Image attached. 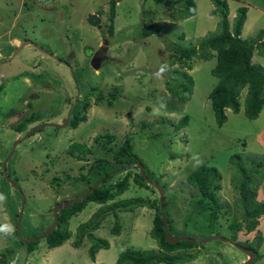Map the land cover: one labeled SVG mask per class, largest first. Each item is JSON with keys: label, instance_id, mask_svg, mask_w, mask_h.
I'll list each match as a JSON object with an SVG mask.
<instances>
[{"label": "rangeland", "instance_id": "rangeland-1", "mask_svg": "<svg viewBox=\"0 0 264 264\" xmlns=\"http://www.w3.org/2000/svg\"><path fill=\"white\" fill-rule=\"evenodd\" d=\"M109 1L0 0V250L5 247L13 250L9 257L12 259L16 255V264L52 261L53 264H90L92 259L88 255L87 240L78 248H70L73 236L50 254L52 249L41 239L34 246L36 253L33 254L32 251L27 253V246L13 232L22 194L25 200L21 235L29 237L38 236L40 229L52 223L51 209L56 202L79 197L85 192V184H76L73 178L59 186L50 183L53 176L79 174L82 161L67 152L72 142H85L97 155H104L112 161L111 151L101 150L99 143L94 142L93 138L98 134H113L115 138L111 145L116 150L128 141L147 172L165 185L164 208L177 220L172 223V233L179 235L173 236L205 238L218 233L231 238L233 231L228 223L234 217L241 221L243 212L237 204L240 202L237 186L241 175L234 162L243 166L248 174L257 176L252 191L256 200H263L264 108L255 119L247 118L242 107L238 113L228 109L226 122L221 126L215 123L208 99L217 82L211 73L215 58L192 60L188 73L194 79V87L189 100L172 99L166 88L167 80L182 79L173 71L179 64H170V50L166 45L177 41L181 34L184 38L179 41L188 45L215 32L219 18L212 14L214 6L211 1L194 0L196 13L179 19L173 10L179 0H116L112 36L106 32ZM227 4L230 24L238 7L249 8L241 29L242 38L252 39L264 27V0H227ZM91 13L99 16L100 27L87 22ZM144 24H154L161 31L142 38L140 31ZM24 40H32L34 44L26 45L10 59ZM99 48L103 49L107 59L94 68L90 64L91 50ZM252 61L264 66L262 56L254 54ZM92 86L100 88L105 96L117 88L118 96L111 105L107 98L96 104L98 94L87 91ZM86 100L91 103L85 112L87 118L76 128L69 122L60 129L46 127L16 145L6 170L21 192L17 189L11 191L2 171V162L11 151L14 140L26 132L17 133L15 125L31 116L32 121L26 125L29 128L42 123L49 114L55 117V121L63 122L72 103L77 102L79 107ZM185 115L188 116L187 125L176 129L174 124ZM84 156L85 161L88 160L82 169L85 173L93 157L88 153ZM202 164L216 167L222 175L218 198L223 207L219 221L214 224L208 220L209 212L193 214L196 209L191 199L198 192L186 181L187 174ZM103 168L113 172L114 165L104 164ZM127 170L139 172L137 166H131L114 172L109 181L119 180ZM150 188L155 193L131 184L118 198L156 196L157 190L153 186ZM99 206L96 202H89L70 218L69 229L74 233L77 225L88 220ZM223 211L227 213L222 215ZM119 216V234L110 231L114 221L112 215H108L94 231L96 236L107 239L110 247L96 254L105 257V263L97 261L93 264H114L117 255L126 248H157L150 234L151 210L138 207L133 212H121ZM4 226L10 231L3 230ZM256 238L260 239L259 250L253 243L257 242ZM236 242L261 254L249 264H264V214L252 232L238 231ZM197 249V258L181 264H242L247 259L246 254L233 244L219 239L200 243L193 250ZM38 253L47 261L36 260Z\"/></svg>", "mask_w": 264, "mask_h": 264}, {"label": "trees", "instance_id": "trees-1", "mask_svg": "<svg viewBox=\"0 0 264 264\" xmlns=\"http://www.w3.org/2000/svg\"><path fill=\"white\" fill-rule=\"evenodd\" d=\"M210 1L214 6L212 14L217 15L219 18L217 30L203 35L195 42L189 43L188 45L182 44L179 41V39L184 38V35L181 34L177 37V41L169 42L166 45L167 50H170L168 55L170 64H179L173 71L176 76L182 77V79L175 77L172 79V82L166 81L165 84L170 95L169 97L180 102L189 100L194 87V79L191 74L188 73V69L192 67V60H210L215 58L216 62L211 69V73L217 78V82L208 94L215 123L221 126L227 120L226 111L228 109L234 113H238L241 107L247 118L255 119L264 108V66L253 62L252 57L254 54L264 57V27L257 31L254 38L244 39L240 34L247 17L248 8L246 6L238 7L233 23L230 24L228 20L227 0ZM179 2V5H175L176 9H173L176 11L179 19L188 18L196 13V4L194 0H179ZM116 4V0L109 1V23L106 30L109 36L113 35ZM160 31L161 29L154 24H144L140 31V37H147L151 34L159 33ZM1 89L2 85L0 86V91ZM87 91L89 94H98L95 99L96 104H99L107 98V103L111 105L118 96L117 88L110 90L106 96L100 88L95 86L90 87ZM242 92H244L243 95ZM90 104L91 103L86 100L83 101L79 107L75 105L69 117V125L71 127L76 128L80 122L86 120L87 116L85 112ZM74 109L76 110L75 113H73ZM30 118L31 116L22 119L15 125L14 130L17 133H21L24 130L26 131L28 129L26 127L27 123L30 120L32 121ZM187 122L188 116L185 115L174 124V127L176 129H181L187 125ZM15 137H18V135ZM114 138L113 134L109 132L98 134L93 138L94 142L97 144L99 143L102 147L101 150L106 149V151H111L112 161L107 157L105 158L104 155H97L93 147L85 142L74 141L69 145L67 149L68 155L82 161L79 167V174L70 176L68 173H64L63 176H53L50 183L59 186L61 183L73 178L76 184H85V188H87L95 184L99 179H102V181L83 201L72 204L58 212V224L56 228L43 239L45 240L46 246L49 249L59 247L74 236L71 245L73 247H79L87 240L89 242L88 255L94 260L96 253L100 249H108L110 246L107 239L96 236L94 232L101 226L102 221L108 215H112L114 221L110 231L112 234L117 235L121 231L120 212L134 211L138 207H147L151 210L153 215L150 234L156 241L157 248H126L117 255L115 264H181L197 258L199 249L195 251L193 249H196V246L200 244V242L193 243L189 240H180L175 243H169L166 240L162 226L163 221L159 196H157L158 192L154 197L136 196L126 199L118 198L131 184L138 188L145 189H151L150 186L152 185L148 184L140 171L131 172L130 170H127L119 180L114 182L109 181V177H111L113 173L110 172L111 169H104V164L114 165L115 170L117 167H121L129 161L139 160V157L134 154L128 145V141L119 146V149L116 150L114 145H111ZM75 152L77 153L75 154ZM87 153L91 154L93 161H90L84 173L82 169L87 165L86 162H88V160L85 161L84 155ZM99 153L101 152L99 151ZM139 161L143 164L141 160ZM234 165L241 175L240 184L237 186L240 194V202H237V204L243 211L240 214L241 221H238L237 218L234 217L231 222L228 223L229 229L233 231L231 232L230 239L236 241L238 231L244 230L246 232H252L256 229L259 224V217L264 214V197L262 201H258L255 198V192L252 191V183L257 176L248 174L245 168L238 162H234ZM145 174L153 178L146 169ZM221 179L222 175L220 171L216 167L206 164L198 166L186 176L187 183L198 192V195L191 199L196 209L193 214L200 215L202 211L209 212L208 220L210 224L219 221L218 219L221 216L219 212L223 205L219 203L218 198V190L222 187L220 182ZM159 184L163 187L165 194V185ZM89 202H96L100 206L92 213L88 220L78 224L73 233L69 229L70 218L82 211ZM164 213L167 219L168 231L172 233V223L177 220L173 219L165 208ZM226 213V211H223L222 215ZM42 230L43 229H40L41 232ZM4 233H6V231H4ZM13 233H16V229ZM172 235L179 234L172 233ZM256 239L257 242H255V240L253 243L257 245V250H259L260 239ZM38 242L39 241L24 243L27 246V253L33 251L34 246L37 245ZM239 243L240 242H238V244ZM244 247L249 251L252 250L248 248V245ZM191 250L194 252H191ZM252 251L255 257L254 259H258L261 254L258 251ZM12 253H14V251L6 247L0 250V264H16L17 258L14 256L10 259L9 257Z\"/></svg>", "mask_w": 264, "mask_h": 264}, {"label": "water", "instance_id": "water-1", "mask_svg": "<svg viewBox=\"0 0 264 264\" xmlns=\"http://www.w3.org/2000/svg\"><path fill=\"white\" fill-rule=\"evenodd\" d=\"M87 22L91 25V26H98L100 24V18L97 14L91 13L89 14L88 18H87ZM107 43V41H105ZM30 44H34L31 40H24L23 42H21V44L18 46L17 50H15V52L11 55L10 58H13L23 47H25L26 45H30ZM56 59H58L57 56H53ZM91 66H93L94 68H97L100 64V60L99 58H97L96 55H94L91 58V62H90ZM70 113H71V109L68 110V112L66 113L65 119L63 120V122L61 124H55V127H59V128H63L65 126L68 125L69 122V117H70ZM47 124H36L34 126H32L28 131L25 132L24 136L17 138L16 140H14L13 144H12V149L11 151L8 153V155L4 158L3 162H2V171L4 174V177L6 178V180L9 182L10 186H11V191H13L14 189H17L21 192L20 187L17 185V183L15 181H13L12 179L9 178L8 174H7V170H6V164L7 161L10 159V157L12 156V154L14 153L15 147L16 145L21 141L24 140L26 138H28L30 136V134L35 131L36 129L45 127ZM131 166H137L139 168V171L141 173V175L145 178V180L148 182V184L152 185L153 187H155V189L158 192V196H159V204H160V209H161V214H162V221H163V230H164V234L166 237V240L169 243H175L178 242L180 240H189L190 242H200V243H205L208 242L210 240H214V239H219L222 241H227L230 242L231 244H233L235 247H237L239 250H241L242 252H244L246 254V256H248V258L242 263V264H249L254 260V254L249 251L247 248H245L244 246L238 244L236 241L231 240L230 238H226L218 233H214L210 236H207L205 238H201L195 235H182V236H173L170 234V232L168 231V227H167V219H166V215L164 213V189L163 187L158 183L157 180H155L154 178H151L149 176H147L145 174V169L143 164L139 161V160H135V161H131L128 164H124L123 166L119 167L117 170H114L112 173L119 171V170H125L127 168H130ZM102 181V179H99L95 184H93L92 186H88L85 190V192L76 198H71L68 200H60L58 202H56L52 208V218L53 221L52 223L45 229L42 230V232L38 235V236H29V237H23L21 235V218H22V213H23V205H24V200H25V196L22 194V203H21V208L18 212V217H17V222H16V233L17 236L19 238V240H21L23 243H27V242H36L39 241L41 239H44L46 235H48L49 233H51L57 226L58 224V212L61 209H65L68 206L78 203L80 201H83L87 195L94 190L95 188H97L100 184V182Z\"/></svg>", "mask_w": 264, "mask_h": 264}, {"label": "flooded vegetation", "instance_id": "flooded-vegetation-1", "mask_svg": "<svg viewBox=\"0 0 264 264\" xmlns=\"http://www.w3.org/2000/svg\"><path fill=\"white\" fill-rule=\"evenodd\" d=\"M98 27H100V24L98 25ZM32 41V40H31ZM107 41V40H106ZM33 42V41H32ZM34 43V42H33ZM21 44V43H20ZM20 44H18V45H20ZM18 45H16L15 47H17ZM30 45H33V44H30ZM18 54V53H17ZM91 57L90 58H92L94 55H96L97 56V58H99V60H100V63H101V61L102 60H105V59H107V56H105V54H104V52H103V49H101V48H99V49H92L91 50ZM11 56V55H10ZM10 56H8V59H9V57ZM14 58V57H13ZM12 58V59H13ZM11 59V58H10ZM5 61H7V60H5ZM64 62H66V60H63ZM77 102H78V100H77ZM77 102H75V103H72V107H71V111H72V109L75 107V105L77 104ZM69 106H70V104H69ZM47 124L45 127H42V128H39V129H36L35 131H33L30 135H34V134H36V133H38V132H41V131H43L46 127H52V128H59V127H55V124H61L62 123V121L60 122V121H55V117L53 116V115H50L49 114V116L48 115H46V119L44 120V121H42V123H40V124ZM31 127H29L26 131H28L29 129H30ZM60 129V128H59ZM247 257V256H246Z\"/></svg>", "mask_w": 264, "mask_h": 264}, {"label": "crops", "instance_id": "crops-1", "mask_svg": "<svg viewBox=\"0 0 264 264\" xmlns=\"http://www.w3.org/2000/svg\"><path fill=\"white\" fill-rule=\"evenodd\" d=\"M249 13V8H248V12H247V14ZM126 212H133V211H126ZM121 213V212H120ZM119 213V214H120ZM120 217V216H119ZM96 231V230H95ZM70 244H71V242H70ZM110 244V243H109ZM62 247V245L61 246H59V247H55V248H52V250L50 251V254H52V251H55V249H59V248H61ZM110 247V246H109ZM70 248H78V247H73L72 245H71V247ZM101 250V249H100ZM32 253L34 254V253H36L35 252V250H33L32 251ZM32 253L30 254V255H32ZM97 254V253H96ZM36 260L37 259H39V258H41L43 261H47V259H45V257L42 255V254H37L36 255ZM105 258V257H104ZM104 258L102 257V256H98V255H95V258H94V260H91L90 261V264H93L94 262H97V261H102L103 263H105V261H104ZM117 258V257H116ZM26 261L25 262H27V258L25 259ZM116 260V259H115ZM53 262V261H52ZM52 262H50V263H48L47 262V264H53ZM44 264H46L45 262H44ZM114 264H115V262H114Z\"/></svg>", "mask_w": 264, "mask_h": 264}, {"label": "clouds", "instance_id": "clouds-1", "mask_svg": "<svg viewBox=\"0 0 264 264\" xmlns=\"http://www.w3.org/2000/svg\"><path fill=\"white\" fill-rule=\"evenodd\" d=\"M95 14V13H94ZM164 69L163 68H161V71H163ZM197 162H199V161H197ZM150 177V176H149ZM0 198H2V197H0ZM3 230H9L10 231V229H8V226H4V229ZM15 257H16V255H15ZM246 258H248V256L246 257Z\"/></svg>", "mask_w": 264, "mask_h": 264}]
</instances>
